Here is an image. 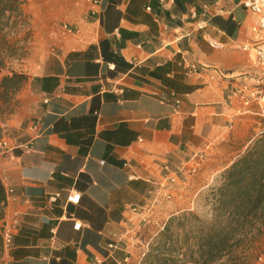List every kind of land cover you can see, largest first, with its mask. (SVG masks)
<instances>
[{"label":"crops","instance_id":"1","mask_svg":"<svg viewBox=\"0 0 264 264\" xmlns=\"http://www.w3.org/2000/svg\"><path fill=\"white\" fill-rule=\"evenodd\" d=\"M243 1L102 0L92 7L64 0L52 7L54 20L73 33L50 31L0 132L16 143L33 137L13 159L0 154V180L16 198L3 208V218L17 216L10 264H129L123 249L107 245L125 229L127 206L150 199L164 165L181 170L184 182L170 216L264 131V105H246L248 93H240L264 77L250 47L255 17ZM203 18L206 27L195 29ZM192 157L200 165L188 175ZM73 192L75 205L66 202Z\"/></svg>","mask_w":264,"mask_h":264},{"label":"trees","instance_id":"2","mask_svg":"<svg viewBox=\"0 0 264 264\" xmlns=\"http://www.w3.org/2000/svg\"><path fill=\"white\" fill-rule=\"evenodd\" d=\"M23 3L0 0V74L7 57L24 54L22 42L5 38L9 29L28 25L21 19ZM27 78L12 70L2 75L0 101H10ZM209 196L208 220L193 211L171 215L139 264H253L259 259L249 251L264 233V131L220 174ZM4 202L0 180V220Z\"/></svg>","mask_w":264,"mask_h":264},{"label":"built area","instance_id":"3","mask_svg":"<svg viewBox=\"0 0 264 264\" xmlns=\"http://www.w3.org/2000/svg\"><path fill=\"white\" fill-rule=\"evenodd\" d=\"M102 0H90L92 7H97ZM243 4L250 10L252 15L255 17L256 24V38L250 47L254 50L255 64L264 70V0H244ZM206 27V19H201L196 23L195 29L201 30ZM62 34H71L73 29L67 23H64L60 28ZM264 77L260 79L258 85L252 88L243 87L240 93L247 92V96L242 98L244 104L248 105L249 102L257 101L264 105ZM38 122L30 123V130L35 131L34 135L37 134ZM32 139H29L25 143H16L12 138L8 136L0 137V154L7 155L9 158L14 157L12 151L14 149H21L27 151L31 147ZM199 158V157H198ZM199 159L192 157L189 163L184 165L188 166L189 174L195 173L200 163ZM100 163H103L101 161ZM164 174L160 181L156 182V187L151 191L150 199L143 205L127 206V216L125 229L119 234L115 240L108 243L107 247L109 250L123 249L125 257L123 262H130L131 260H137L139 256L145 255L149 249V245L153 240V237L163 229V226L169 218L167 210L174 204V199L177 193V187L183 185L182 179L178 177L181 170H172L168 165L163 166ZM57 196V195H56ZM56 196L52 197L54 199ZM79 193H69L66 197V202L69 204H77L79 202ZM16 201L12 193V189L5 191V202L4 207L9 202ZM5 209V208H4ZM17 216L16 213L9 219L2 218L0 226V239H1V252L0 261L2 264H10L7 260V255L12 242V236L16 230ZM81 223L74 221L73 229L79 230ZM147 236H150L147 238ZM139 249V251H138ZM141 250V251H140ZM261 259V258H259ZM101 259H95L92 264H101Z\"/></svg>","mask_w":264,"mask_h":264},{"label":"rangeland","instance_id":"4","mask_svg":"<svg viewBox=\"0 0 264 264\" xmlns=\"http://www.w3.org/2000/svg\"><path fill=\"white\" fill-rule=\"evenodd\" d=\"M62 1L64 0H23L24 3L21 7L23 15L21 19L26 21L28 25L26 24L24 28L19 31L9 29L5 38L9 41L22 42L24 54L20 57H7L5 59V69L2 70L0 77L7 74L9 70L18 73H32L36 70L40 56L47 47L46 41L50 38V31L57 34V29H60L64 23H67L61 21V19L55 21L53 16L54 11L52 7H58V3ZM9 102L10 101H0V132L3 127L2 124L6 121L10 113ZM262 126L264 128V118ZM221 173L222 172L214 175L210 184L194 195L193 202L191 205H188V208L182 209L174 214H178L182 211H193L202 219L208 220L210 218L209 192L212 187H215L219 183V176ZM148 237L150 236H147V238ZM155 237L156 235L153 237V240ZM249 254L251 257H254V259L257 257L261 258H257L256 262L253 264H262L264 262V233L256 240ZM141 259L142 256H139L137 260H131L129 264H139Z\"/></svg>","mask_w":264,"mask_h":264}]
</instances>
